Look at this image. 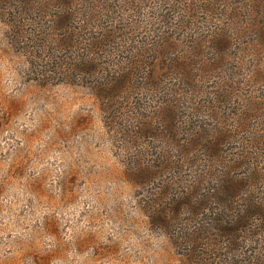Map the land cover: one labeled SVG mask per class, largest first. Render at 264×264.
<instances>
[{
	"label": "rangeland",
	"instance_id": "obj_1",
	"mask_svg": "<svg viewBox=\"0 0 264 264\" xmlns=\"http://www.w3.org/2000/svg\"><path fill=\"white\" fill-rule=\"evenodd\" d=\"M0 264H264V0H0Z\"/></svg>",
	"mask_w": 264,
	"mask_h": 264
}]
</instances>
